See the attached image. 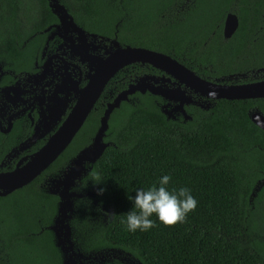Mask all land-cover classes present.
Returning a JSON list of instances; mask_svg holds the SVG:
<instances>
[{
  "label": "trees",
  "instance_id": "16d2710c",
  "mask_svg": "<svg viewBox=\"0 0 264 264\" xmlns=\"http://www.w3.org/2000/svg\"><path fill=\"white\" fill-rule=\"evenodd\" d=\"M34 1L43 19L56 20L47 0H0V50L18 53L28 35L45 27L29 14ZM167 1L174 0H60L87 28L110 35L120 23L121 43L166 54L200 77L208 74L203 44L216 21L206 25L203 0L170 16ZM131 5L140 6L126 16ZM135 66L110 80L73 143L48 170L0 197V264H63L49 229L59 199L42 188L44 178L90 142L105 104L127 88L126 75L134 79L158 72ZM159 103L157 96L140 95L112 114L110 146L80 182L79 190L92 197L75 203L70 224L76 244L85 254L114 250L141 264H264V185L255 190L264 179V130L249 117L253 109L264 115V99L219 100L210 111L190 107L192 119L186 122L168 119ZM165 174L171 178L169 190L190 189L195 210L183 223L165 226L153 216L154 228L128 232L126 194L134 196L136 188H147ZM100 188L103 194L97 195ZM104 264L129 263L111 258Z\"/></svg>",
  "mask_w": 264,
  "mask_h": 264
},
{
  "label": "flooded vegetation",
  "instance_id": "af4514ba",
  "mask_svg": "<svg viewBox=\"0 0 264 264\" xmlns=\"http://www.w3.org/2000/svg\"><path fill=\"white\" fill-rule=\"evenodd\" d=\"M194 2L195 0H174L171 3L167 1L165 5L168 9L166 10L171 11V14L166 15L170 16L173 13L178 15L180 11L184 12L185 10L189 12L194 6ZM60 4L62 3L60 2ZM202 5L206 14V25L216 21L215 29L209 31L203 44L205 56L203 71L208 74L200 77L194 71L189 70L207 82L222 86H245L264 82V0H244L243 4L241 0H203ZM47 6L51 11L48 0ZM135 6L140 5H131L125 15L129 16L131 9ZM66 10L68 11L67 8ZM213 11L216 16H212ZM29 14L36 17V22H41L45 27L28 35L22 41L21 50H17L18 53L8 49L0 50V174H9L25 166L56 134L77 105L80 91L89 84V78L94 74L93 68L99 58L106 59L118 47L143 48L130 45L127 42L121 43L118 36L120 23L115 25L112 34L106 35L87 28L83 22H77L69 13L75 26L72 24L62 25L53 13L56 17L55 21L43 19L35 1L31 4ZM229 15L236 16L238 26L235 32L227 37L225 24ZM216 17L218 18L215 19ZM25 19V17L21 18L22 22L28 23L29 21ZM130 20L131 18L128 17L126 22ZM135 65L138 64L130 66L136 67ZM125 73H129V70H126ZM146 75L154 76L156 81H159L153 83L155 86L165 85L169 89L179 86L173 78L171 82L163 84L162 79H167L169 76L159 70L155 74ZM143 76L132 79L126 75L128 83L127 88L123 91ZM181 89L193 101V103L184 106L187 116L190 117L188 120L192 118L186 109L195 107L202 111H210L216 101H219L203 97L184 86ZM146 94L150 93L137 92L129 96L125 103L133 104L140 95L145 96ZM160 99L162 103L158 105L162 111V107L167 102ZM113 100L105 104L100 120L108 104ZM176 105L172 104V108ZM100 120L90 142L79 149L63 168H57L56 172L48 174L44 178L42 188L46 192L53 186L54 180L63 176L73 159L92 144L99 129ZM173 120L188 121L180 112L174 113ZM109 128L104 138L105 143H108L106 138ZM262 185H264V179L256 182L255 190H258Z\"/></svg>",
  "mask_w": 264,
  "mask_h": 264
},
{
  "label": "water",
  "instance_id": "95a60500",
  "mask_svg": "<svg viewBox=\"0 0 264 264\" xmlns=\"http://www.w3.org/2000/svg\"><path fill=\"white\" fill-rule=\"evenodd\" d=\"M48 2L52 13L58 17L62 25L72 24L75 26L72 17L66 8L60 4L59 0H48ZM237 26L236 16L229 15L225 24V35L230 36L235 32ZM115 44L118 47L117 42ZM134 64L152 66L169 76L167 79H162L163 84L171 82L173 78L179 86L175 89H169L165 85L155 86L153 83L159 81H156L154 76L148 75L141 77L135 84L130 85L127 90L120 93L113 102L108 104L92 144L83 149L73 159L61 178L53 181V189L50 194L57 196L59 203L57 216L49 229L54 234L56 246L63 258V264H104L106 257L109 256L102 253L85 257L82 253L77 254L73 251L74 244L71 242L72 232L69 221L74 213V200L80 199L84 195L72 191V189L80 184L82 178L91 170V166L99 160L106 148L110 146L109 143L104 142L109 128L110 116L120 107L122 102L128 100L129 96L137 92L142 94L149 92L167 102L162 107V112L168 119H174V113L180 112L184 115L185 120L190 119V117L187 116L184 106L193 103V101L181 89L182 86L190 88L203 97L216 100L240 101L264 98V82L245 86L217 85L201 79L187 67L166 54L146 48L118 47L106 59L99 58L95 63L94 74L90 76L89 84L80 91L77 105L44 148L35 154L30 162L22 168L9 174H0V196H7L24 188L50 167L81 130L110 80L121 70ZM173 103L177 105L168 111ZM249 117L256 126L264 130V115L259 110L252 111ZM123 260L126 261V259ZM129 264L136 263L131 261Z\"/></svg>",
  "mask_w": 264,
  "mask_h": 264
},
{
  "label": "clouds",
  "instance_id": "9594fccd",
  "mask_svg": "<svg viewBox=\"0 0 264 264\" xmlns=\"http://www.w3.org/2000/svg\"><path fill=\"white\" fill-rule=\"evenodd\" d=\"M170 179L169 175H161L157 183L147 188H136L134 196L126 194L131 203L124 221L128 232H146L154 228L153 216L165 226L183 223L195 210L197 201L190 189L181 186L169 190ZM103 191V188L98 189L97 195H102Z\"/></svg>",
  "mask_w": 264,
  "mask_h": 264
},
{
  "label": "rangeland",
  "instance_id": "374dc122",
  "mask_svg": "<svg viewBox=\"0 0 264 264\" xmlns=\"http://www.w3.org/2000/svg\"><path fill=\"white\" fill-rule=\"evenodd\" d=\"M174 104V103H173ZM171 109H173L172 108V105H170V107L168 108V111L169 110H171ZM79 187H80V184L79 185H77L75 188H73L72 189V191H76V192H80V193H82L84 196L82 197V198H80V199H83L84 197H86V196H88V197H92V194H89V193H83V192H81L80 190H79ZM53 189V186H51L50 187V189L48 190V193H50V191ZM80 199H77V200H74V213L72 214V218H71V220L73 219V216H74V214H75V203L78 201V200H80ZM71 220L69 221V225H70V227H71V224H70V222H71ZM71 232H72V236H71V242L74 244V247H73V251L75 252V253H77V254H79V253H82L85 257H87V256H89V255H97V254H108L109 256H108V258L106 257V261L107 260H109V259H111V258H115V259H118V260H122L123 261V259H126V262H131L128 258H126V256H124L122 253H119V252H117V251H110V252H101V253H91V254H85L84 252H82V250L80 249V247L76 244V242H75V240H74V238H73V231H72V227H71ZM72 254V253H71ZM77 260V259H76ZM106 261H105V263H106ZM134 263H136V264H138L137 262H135L134 260H132ZM78 263H79V261H77Z\"/></svg>",
  "mask_w": 264,
  "mask_h": 264
}]
</instances>
